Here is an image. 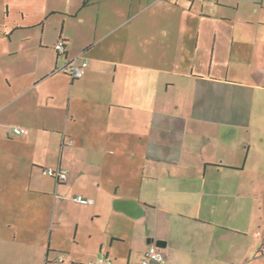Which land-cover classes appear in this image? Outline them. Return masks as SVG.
Returning <instances> with one entry per match:
<instances>
[{
	"label": "crops",
	"instance_id": "crops-1",
	"mask_svg": "<svg viewBox=\"0 0 264 264\" xmlns=\"http://www.w3.org/2000/svg\"><path fill=\"white\" fill-rule=\"evenodd\" d=\"M0 144L40 263L264 264V0H0Z\"/></svg>",
	"mask_w": 264,
	"mask_h": 264
},
{
	"label": "rangeland",
	"instance_id": "rangeland-1",
	"mask_svg": "<svg viewBox=\"0 0 264 264\" xmlns=\"http://www.w3.org/2000/svg\"><path fill=\"white\" fill-rule=\"evenodd\" d=\"M11 124L10 129L13 130L14 125L13 123ZM5 147V145L0 144V151L6 150ZM50 166L51 165L43 166V168H52ZM2 210L3 207L0 205V264H44V262H39V256H37V258L31 257V252L34 253L37 249L40 251L39 242L43 240L44 246L41 247V250L44 252L46 251L50 232L46 233L45 238L41 240L39 235L36 236V230H34L35 228L32 227V229H27V225H24L26 229L23 233H21V235H16L14 239L13 230L9 225L11 220L10 216L5 219L3 213H1ZM28 235H32V237H27ZM51 252L52 251L49 253L52 254ZM102 256L94 259V261L98 260ZM51 263L60 264L59 262Z\"/></svg>",
	"mask_w": 264,
	"mask_h": 264
},
{
	"label": "built area",
	"instance_id": "built-area-1",
	"mask_svg": "<svg viewBox=\"0 0 264 264\" xmlns=\"http://www.w3.org/2000/svg\"><path fill=\"white\" fill-rule=\"evenodd\" d=\"M54 49L57 53H63L65 51V43L63 40H59L55 43ZM87 66V59L81 55H74L70 57L67 62L63 65L62 70L67 73L72 79H79L83 76V70ZM13 133L15 134H25L27 129L21 127H13ZM69 144L71 143L68 141ZM43 172L51 177L58 180L60 177H64L67 174L65 169H53V168H43ZM75 200L80 204H87L89 199L83 198L80 195L75 197ZM261 253L264 254V241L260 247ZM153 262L154 264H166V257L164 253L155 245L150 244L145 252V257L141 261V264H149ZM112 264V261L106 257L102 256L98 260L91 262L90 264Z\"/></svg>",
	"mask_w": 264,
	"mask_h": 264
},
{
	"label": "water",
	"instance_id": "water-1",
	"mask_svg": "<svg viewBox=\"0 0 264 264\" xmlns=\"http://www.w3.org/2000/svg\"><path fill=\"white\" fill-rule=\"evenodd\" d=\"M156 245H157L158 247H162V244L160 243V241H157V242H156Z\"/></svg>",
	"mask_w": 264,
	"mask_h": 264
}]
</instances>
